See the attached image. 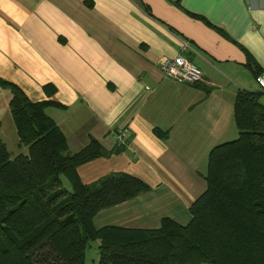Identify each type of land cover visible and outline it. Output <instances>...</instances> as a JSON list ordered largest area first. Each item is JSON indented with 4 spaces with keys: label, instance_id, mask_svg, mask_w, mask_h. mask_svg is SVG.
<instances>
[{
    "label": "crops",
    "instance_id": "0c3cea01",
    "mask_svg": "<svg viewBox=\"0 0 264 264\" xmlns=\"http://www.w3.org/2000/svg\"><path fill=\"white\" fill-rule=\"evenodd\" d=\"M179 54L202 69V82L166 76L161 60ZM248 54L264 69V0H0V78L32 101L62 104L46 111L70 152L91 137L106 149L124 146L79 165L81 181L125 172L149 185L97 212L96 228L191 220L210 151L239 136L238 91L260 92L264 104ZM11 98L0 84L7 147L19 142Z\"/></svg>",
    "mask_w": 264,
    "mask_h": 264
},
{
    "label": "trees",
    "instance_id": "16d2710c",
    "mask_svg": "<svg viewBox=\"0 0 264 264\" xmlns=\"http://www.w3.org/2000/svg\"><path fill=\"white\" fill-rule=\"evenodd\" d=\"M246 64L255 77L263 71L249 54ZM0 84L12 92L10 112L19 145L27 147L13 155L0 135V264H86V249L97 240V264H264L260 92L238 91L234 116L239 136L210 151L207 188L191 205L187 224L165 217L159 228H96L97 212L149 190L144 180L125 172L81 181L79 165L124 146L106 149L91 137L70 152L46 111L62 104L35 102L18 85L2 78Z\"/></svg>",
    "mask_w": 264,
    "mask_h": 264
},
{
    "label": "built area",
    "instance_id": "2783aa9c",
    "mask_svg": "<svg viewBox=\"0 0 264 264\" xmlns=\"http://www.w3.org/2000/svg\"><path fill=\"white\" fill-rule=\"evenodd\" d=\"M160 67L166 76L179 82L197 84L204 79L202 69L182 54L173 59L166 58L161 60ZM256 82L261 90L264 91V69L256 76ZM125 139L126 135L122 134L121 140L124 142Z\"/></svg>",
    "mask_w": 264,
    "mask_h": 264
},
{
    "label": "rangeland",
    "instance_id": "374dc122",
    "mask_svg": "<svg viewBox=\"0 0 264 264\" xmlns=\"http://www.w3.org/2000/svg\"><path fill=\"white\" fill-rule=\"evenodd\" d=\"M8 148L13 153V155H17L19 153L25 152L24 146H19V142L9 140ZM65 184L70 187V184L66 181ZM99 241H91L89 246L86 249V264H97L99 258V249H98Z\"/></svg>",
    "mask_w": 264,
    "mask_h": 264
}]
</instances>
